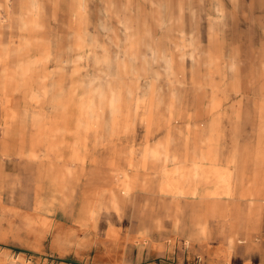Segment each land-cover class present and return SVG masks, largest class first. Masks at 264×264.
I'll list each match as a JSON object with an SVG mask.
<instances>
[{
	"label": "rangeland",
	"instance_id": "374dc122",
	"mask_svg": "<svg viewBox=\"0 0 264 264\" xmlns=\"http://www.w3.org/2000/svg\"><path fill=\"white\" fill-rule=\"evenodd\" d=\"M263 83L264 0H0V264H264ZM159 144L232 192L172 197Z\"/></svg>",
	"mask_w": 264,
	"mask_h": 264
},
{
	"label": "bare ground",
	"instance_id": "6f19581e",
	"mask_svg": "<svg viewBox=\"0 0 264 264\" xmlns=\"http://www.w3.org/2000/svg\"><path fill=\"white\" fill-rule=\"evenodd\" d=\"M157 59H159V57ZM154 60H156V59L154 58ZM98 62L104 64L107 67L108 71L112 67L111 56H109L106 53L102 57L98 58ZM162 62L164 63V66L166 67V74L169 75L170 73H173L172 70L174 69V67H173L174 63L168 59H164ZM228 68L230 69V73H228V75H230L229 85H231V89H233V91L235 93L234 95L230 96V100L232 98H234L232 96H235V98H237L235 103L231 104V107L233 110L238 109L237 112H240V108L242 106L241 102L243 100H240L238 98L240 96H242L243 87L236 80V77L239 76L238 75L239 71L235 70L232 63H229ZM108 71L106 72L107 74H108ZM148 84L150 87H153V83L151 81ZM108 87H109V85L103 86V84L99 83L96 85L95 91L101 97H104L108 93V91H107ZM263 89H264V83L262 85H260V88H259V94L260 95L264 94ZM109 102H110L111 114L116 115V116L118 114H120L121 109H122V103H121V95L118 93V90L116 91L115 94L114 93L111 94V96L109 98ZM92 108L94 109L93 104L91 105V110L89 111L90 116H92V118H95L98 115H96L95 113L92 112L93 111ZM261 130H262V132H264V123L261 126ZM204 133H205V131H204ZM170 151L171 150H169V148L166 145H160V144L156 145L154 147L145 148V150L143 151V154H142V156H143L142 164L147 165L150 162H154L153 164L159 163V165H160V163H161V165H162L161 170H162V172L166 178L162 189L163 190L165 189L164 191L170 192L172 194V197L177 198L179 200H182V199H184V197H186L187 193L189 192V194H191V198H193L194 201L197 198H200L202 201H206L210 198L211 194L219 195L220 194L219 191H214V192L210 193L209 191L206 190L208 183L213 178H215L217 181V184H218L217 188L220 189L221 187L224 186L227 189L226 192L228 194L232 192V188H233L232 186H233V182L235 180L234 179L235 171L230 167H220V166L211 167V166H209L208 161L213 159V157H214V155L212 154V152L210 150V147L202 145L198 149V151L193 152L190 155H189V153H186V156H185V162L186 163L184 162L185 164L175 166L172 169L169 168V164L171 162H174L177 159V155L170 152ZM134 164L135 163H133V162L130 163V165H133V166H134ZM142 164H141V166H142ZM118 185L121 187V189H123V191L125 193H129L132 190L133 186L130 183V173L128 171L123 173V177L119 180ZM20 187H22V186H20ZM204 188L206 191L204 190ZM203 190H204V192H203ZM231 200H232V198H231ZM260 218H261V216H260ZM253 225H255V223ZM246 230H247V228H246ZM233 234H235V233H233Z\"/></svg>",
	"mask_w": 264,
	"mask_h": 264
},
{
	"label": "crops",
	"instance_id": "0c3cea01",
	"mask_svg": "<svg viewBox=\"0 0 264 264\" xmlns=\"http://www.w3.org/2000/svg\"><path fill=\"white\" fill-rule=\"evenodd\" d=\"M177 208V207H176ZM178 211L176 212V219H179L180 217L178 216Z\"/></svg>",
	"mask_w": 264,
	"mask_h": 264
}]
</instances>
